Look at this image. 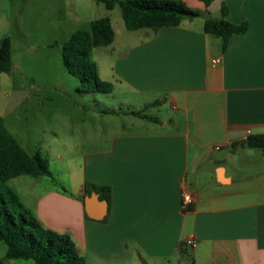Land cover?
Masks as SVG:
<instances>
[{
  "label": "crops",
  "instance_id": "0c3cea01",
  "mask_svg": "<svg viewBox=\"0 0 264 264\" xmlns=\"http://www.w3.org/2000/svg\"><path fill=\"white\" fill-rule=\"evenodd\" d=\"M181 1L200 15L113 39L104 78L113 88L103 94L151 96L145 109L168 104L173 115L124 111L132 125L100 128V173L87 176L85 164L70 191L39 190L25 175L7 181L43 225L71 236L86 264H182L186 255L189 264H264V151L232 146L264 135V0ZM222 6L227 21L246 25L225 49L203 30ZM85 183L107 186L109 199ZM183 193L194 197L186 209Z\"/></svg>",
  "mask_w": 264,
  "mask_h": 264
},
{
  "label": "rangeland",
  "instance_id": "374dc122",
  "mask_svg": "<svg viewBox=\"0 0 264 264\" xmlns=\"http://www.w3.org/2000/svg\"><path fill=\"white\" fill-rule=\"evenodd\" d=\"M104 16L111 20L113 44L143 34L125 28L118 5L107 9L95 0H0V36L9 37L12 59L10 71L0 72V117L27 152L47 160L51 176L21 177L36 181L39 190L63 185L70 191L77 176L82 177L85 164L86 175L97 176L99 161L93 159L100 153V128L116 127L117 122L132 125L135 118L123 113L143 109L149 117L173 115L168 104L145 109V101L153 99L151 96L131 94L124 100L117 89L109 95L84 92L79 80L67 71L62 44L74 31L88 30L92 20ZM112 46L95 47L90 53L103 80L116 54ZM108 113L119 115L111 119ZM87 153L94 155L85 157ZM10 184L19 187L7 182ZM75 247L81 251L77 244ZM5 253L6 245L0 242L4 264L33 262L6 259ZM182 264H189L187 255Z\"/></svg>",
  "mask_w": 264,
  "mask_h": 264
},
{
  "label": "trees",
  "instance_id": "16d2710c",
  "mask_svg": "<svg viewBox=\"0 0 264 264\" xmlns=\"http://www.w3.org/2000/svg\"><path fill=\"white\" fill-rule=\"evenodd\" d=\"M107 9L118 5L127 30L156 29L176 26L183 19H193L200 12L189 8L181 0H95ZM208 4L211 0H203ZM221 17L207 18L203 30L221 39L222 49L234 33H242L246 25L234 24ZM114 39V31L108 16L94 19L88 30H76L62 44V61L67 71L79 80L81 90L87 93H110L112 83L103 80L96 64L91 60L93 48L108 46ZM12 67L10 39L0 37V72H9ZM264 151V135L252 134L234 142ZM19 175L51 176L46 159L27 152L7 130L0 117V242L6 245V259H31L32 264H86L68 233L55 231L45 225L25 207L7 181ZM85 193L97 192L109 199V188L85 183ZM0 264H4L0 260Z\"/></svg>",
  "mask_w": 264,
  "mask_h": 264
},
{
  "label": "built area",
  "instance_id": "2783aa9c",
  "mask_svg": "<svg viewBox=\"0 0 264 264\" xmlns=\"http://www.w3.org/2000/svg\"><path fill=\"white\" fill-rule=\"evenodd\" d=\"M211 60H212V63H218L219 62V58L213 57ZM193 201H194V197L192 196V194L183 193L182 194V198H181L180 206L183 209H186L188 204L192 203ZM188 244L193 247V246L196 245V241L194 239H189L188 240Z\"/></svg>",
  "mask_w": 264,
  "mask_h": 264
}]
</instances>
